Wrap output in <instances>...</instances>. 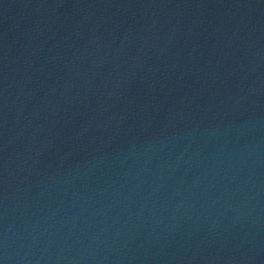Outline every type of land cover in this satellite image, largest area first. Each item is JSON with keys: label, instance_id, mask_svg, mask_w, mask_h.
<instances>
[{"label": "water", "instance_id": "obj_1", "mask_svg": "<svg viewBox=\"0 0 264 264\" xmlns=\"http://www.w3.org/2000/svg\"><path fill=\"white\" fill-rule=\"evenodd\" d=\"M0 264H264V0H77L12 59Z\"/></svg>", "mask_w": 264, "mask_h": 264}]
</instances>
